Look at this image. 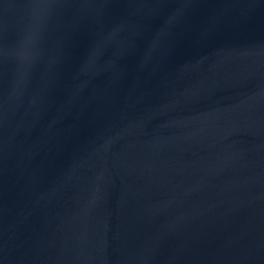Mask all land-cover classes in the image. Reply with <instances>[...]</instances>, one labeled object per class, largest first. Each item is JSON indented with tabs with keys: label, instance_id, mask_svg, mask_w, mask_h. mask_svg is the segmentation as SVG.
I'll return each instance as SVG.
<instances>
[{
	"label": "water",
	"instance_id": "1",
	"mask_svg": "<svg viewBox=\"0 0 264 264\" xmlns=\"http://www.w3.org/2000/svg\"><path fill=\"white\" fill-rule=\"evenodd\" d=\"M0 264H264V0H0Z\"/></svg>",
	"mask_w": 264,
	"mask_h": 264
}]
</instances>
